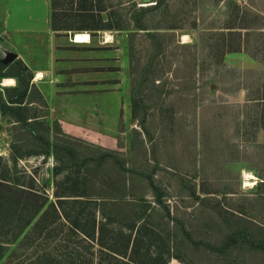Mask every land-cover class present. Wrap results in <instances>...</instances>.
Wrapping results in <instances>:
<instances>
[{
  "label": "rangeland",
  "instance_id": "obj_1",
  "mask_svg": "<svg viewBox=\"0 0 264 264\" xmlns=\"http://www.w3.org/2000/svg\"><path fill=\"white\" fill-rule=\"evenodd\" d=\"M119 1L104 0L103 17H121L128 30L92 32L78 30L84 20L68 23L70 31L52 30L50 0H0V111L10 105L6 89L32 77L25 99L37 103L32 114L50 126H80L89 145L108 146L99 139L117 137L124 146L117 159L130 163L135 196L129 200L145 197L155 208L149 224L157 228L156 249L185 260L166 264H264V0H166L152 13L142 9L154 0H122L126 5L114 15L109 6ZM138 19L151 30H137ZM243 24L248 29H228ZM77 33H89L91 42H73ZM9 54L15 58L6 64ZM5 79L14 85L4 86ZM41 96L47 107L38 105ZM24 133L9 114L0 116V168L8 165L12 180L34 178L55 200V185L69 171L54 177L52 157L15 163L12 144L31 141ZM28 143L21 153L34 149ZM154 186L162 187L159 201ZM39 232L33 229L30 238ZM46 243L31 252L60 254L57 243ZM110 246L123 248L116 241Z\"/></svg>",
  "mask_w": 264,
  "mask_h": 264
},
{
  "label": "trees",
  "instance_id": "obj_2",
  "mask_svg": "<svg viewBox=\"0 0 264 264\" xmlns=\"http://www.w3.org/2000/svg\"><path fill=\"white\" fill-rule=\"evenodd\" d=\"M153 2L155 5L150 6V9L142 10L156 12L166 4V0ZM125 5L120 0L109 8L115 15ZM50 6L54 31H70L72 29L68 23L79 20L88 22L78 29L80 31L128 30L121 17L115 20L110 17L111 22L105 20L104 0H50ZM159 27L155 29L161 30ZM166 29L175 31L178 28L163 30ZM228 29L244 30L248 27L243 24ZM137 30L151 29L142 24V19H138ZM174 36L170 35V38ZM240 51L241 47L228 53ZM3 67L0 60V68ZM19 67L23 69V74L29 72L22 64ZM4 77L0 76V80ZM6 77L19 78V75L8 74ZM193 79L194 74L189 77L190 81ZM31 81L32 77L26 82L22 80L17 88L6 89L11 94L10 105L1 109L3 116L9 114L13 122L25 131L22 136L31 135V141L28 137H21L17 144H12L13 160L17 163L24 157H52L57 163L53 168L54 177L69 172L64 182L55 185V200H52L44 185L39 186L34 178L29 177L30 184L25 183L26 177L23 175L12 180L8 165L0 168V264H15L20 259H24L27 264H106V259L111 264H166L172 257L185 263L181 256H173L170 250L160 252L156 249L155 242L159 237L157 228L149 224L155 208L151 202H145V197L135 199L136 203L129 200L135 196L128 176L130 163L117 159L121 152L89 145L82 139L65 134L59 121H54L52 126L46 121V125L45 116L32 114L31 104L36 102L25 105ZM33 88L38 91L34 84ZM41 98L42 102L38 105L41 108L47 107L46 101ZM72 140L79 143L77 148L72 147ZM28 142L34 144V149L27 154L21 153L20 148L30 144ZM87 146L94 148L93 155L87 154ZM109 158L114 159V164L109 162ZM74 166L78 168L77 171H71ZM160 191L162 187H153L152 192L157 201L160 199ZM66 193L68 196H65ZM111 226V241L106 242ZM33 229L40 230L35 240L29 236ZM133 232L136 234L133 235ZM229 239L235 241L236 237L229 236ZM115 241L121 242V250H114L110 246ZM46 242L57 243L54 249H58L60 254L45 252L39 255L31 252L39 249V245L47 248ZM145 244L146 250L143 251ZM88 246L93 247V250ZM96 246L99 248L96 249ZM153 247L156 252H153Z\"/></svg>",
  "mask_w": 264,
  "mask_h": 264
},
{
  "label": "crops",
  "instance_id": "obj_3",
  "mask_svg": "<svg viewBox=\"0 0 264 264\" xmlns=\"http://www.w3.org/2000/svg\"><path fill=\"white\" fill-rule=\"evenodd\" d=\"M61 123H62V124H60V125H62L61 128L65 134L72 136V137H75V138L82 139L81 136L79 135L81 132L80 126H77L75 124L68 123V122H63V121ZM102 139H105V140H102ZM102 139H99V140L105 141V143L107 142L108 146H105L104 142L103 143L98 142L100 144H96V142H94L95 143L94 145H97V146L100 145L101 147H109L108 149H110L112 151H119L120 149L124 148V146L120 145V142L118 141L117 137L103 136ZM120 146H122L123 148H120Z\"/></svg>",
  "mask_w": 264,
  "mask_h": 264
},
{
  "label": "bare ground",
  "instance_id": "obj_4",
  "mask_svg": "<svg viewBox=\"0 0 264 264\" xmlns=\"http://www.w3.org/2000/svg\"><path fill=\"white\" fill-rule=\"evenodd\" d=\"M111 38L112 37L110 35H108L107 36V41H110ZM184 38L187 39V36H185ZM73 41L75 43H79V44H86V43L91 42V36H90L89 33H77V34H75L73 36ZM37 76H38V78H41L42 77V74L41 73H38ZM14 83H15V80H13V79H5L2 84L4 86H13Z\"/></svg>",
  "mask_w": 264,
  "mask_h": 264
},
{
  "label": "water",
  "instance_id": "obj_5",
  "mask_svg": "<svg viewBox=\"0 0 264 264\" xmlns=\"http://www.w3.org/2000/svg\"><path fill=\"white\" fill-rule=\"evenodd\" d=\"M146 3H151V0H146ZM73 40V38H72ZM15 58L14 54H9V56H7V58L5 59L4 63H9L11 60H13ZM0 116H2V111H0Z\"/></svg>",
  "mask_w": 264,
  "mask_h": 264
}]
</instances>
